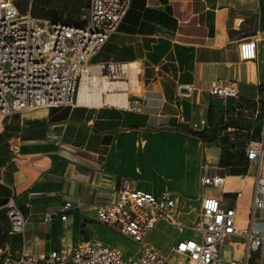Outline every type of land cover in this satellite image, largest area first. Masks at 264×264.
Listing matches in <instances>:
<instances>
[{
  "label": "crops",
  "instance_id": "1",
  "mask_svg": "<svg viewBox=\"0 0 264 264\" xmlns=\"http://www.w3.org/2000/svg\"><path fill=\"white\" fill-rule=\"evenodd\" d=\"M113 35L114 47L125 51L121 62L142 70L138 99L127 95L125 107L77 104L3 119L0 255L22 247L21 237L8 233L4 206L10 196L25 218L27 249L48 254L96 242L124 253L116 232L95 217L124 180L142 192H168L177 203L174 222L159 221L144 241L161 255L197 236L204 198L233 209L237 229L249 227L257 164L223 166L221 148L195 134L209 127V91L219 82L233 83L242 98L263 93L264 0H132ZM249 39L256 43V58L242 61L238 46ZM110 50L103 59L100 51L92 63L111 62L116 53ZM260 166L264 178V155ZM213 176L225 178L222 187L201 184ZM65 203L71 207L64 212ZM252 230L264 237L260 211ZM250 262L264 264V250Z\"/></svg>",
  "mask_w": 264,
  "mask_h": 264
},
{
  "label": "built area",
  "instance_id": "2",
  "mask_svg": "<svg viewBox=\"0 0 264 264\" xmlns=\"http://www.w3.org/2000/svg\"><path fill=\"white\" fill-rule=\"evenodd\" d=\"M132 0H88L87 13L79 24L38 20L29 13L21 15L16 0H0V126L5 117L37 109L75 107L83 79L105 78L128 82L122 67L132 63H92L105 43L116 32ZM242 61L256 58V43L246 40L238 46ZM140 69V68H139ZM141 71V69H140ZM141 75V72H140ZM140 87L139 93H141ZM212 98L225 102L239 96L230 82H219L210 89ZM131 96L138 99L137 94ZM259 96L253 98L258 102ZM234 130L227 129V132ZM245 142L248 163H256L252 186L249 227L239 230L235 211L223 209L219 199L204 198L198 206L197 236L176 242L167 255H161L144 244L145 238L161 220L174 222L178 206L168 192L154 195L130 187L124 180L112 203L96 209V220L112 228L121 237L138 245L139 250L127 256L120 250L96 242L41 254L26 248L25 218L10 196L4 206L9 235L21 237V249L0 255V264H251L252 254L264 250V237L252 230L255 212L264 215V178L260 176L264 155L263 124ZM224 177H203V186L222 187ZM241 197V193H237ZM65 203L62 211H67ZM66 216L61 217L65 221Z\"/></svg>",
  "mask_w": 264,
  "mask_h": 264
},
{
  "label": "rangeland",
  "instance_id": "3",
  "mask_svg": "<svg viewBox=\"0 0 264 264\" xmlns=\"http://www.w3.org/2000/svg\"><path fill=\"white\" fill-rule=\"evenodd\" d=\"M43 1L47 5V11H49L48 12L49 18H53L51 12L54 11V13L61 14L63 20L81 21L82 18L87 13L88 0H82V2L78 4L80 6L79 11L77 10V3L79 2L78 0H43ZM31 3L32 0H16V6L18 12L21 15H25L29 13ZM117 31L118 28L116 32ZM116 32L114 35H116ZM111 40L112 37L109 40L108 48L103 49L98 57L103 59V57L108 56L111 51L110 48H112V50L114 51L113 53L114 54L116 53V55L115 57L113 55V59L111 62L123 64L121 60H122V56L125 54V51L121 52L118 48H115L114 47L115 45L112 44ZM116 81H123V80H116ZM140 82L142 87V70L140 75ZM131 92L132 91L130 90L129 97L131 96ZM137 95L139 96L140 93L138 92ZM263 107H264V92L261 94L258 102L256 103L253 101L245 103L239 99H234L233 101H228L226 103H223L222 101L219 100L215 101V106H214L215 111L213 112L214 113L213 126L215 131H220L222 127V124H220L221 120H224V125L227 126L231 125L230 126L232 127L231 129H234L233 131L230 130L229 132L227 131L225 132L227 133L228 138L230 140L229 146L231 145V148H229L228 146L229 153L234 154L239 152L240 144H243L250 136V133L248 132L250 129H254L255 131H257V133L260 131L261 126L263 124ZM190 233L193 234V232ZM112 235L114 236L116 243L121 247V249L124 251V253L127 256H131L132 254H134V251L136 250L138 245L133 244L130 240L126 238H122L121 236H118L117 233L115 234L113 232ZM177 260L178 259L176 258H172L169 260L168 264H176Z\"/></svg>",
  "mask_w": 264,
  "mask_h": 264
},
{
  "label": "trees",
  "instance_id": "4",
  "mask_svg": "<svg viewBox=\"0 0 264 264\" xmlns=\"http://www.w3.org/2000/svg\"><path fill=\"white\" fill-rule=\"evenodd\" d=\"M79 2L77 3V10L79 11L80 6L78 5L79 3L82 2V0H78ZM47 11V5L45 4V2L43 0H32L31 3V7H30V11L29 14L32 18L34 19H38V20H49L51 22H65L67 24H79L80 21H71V20H63L61 14L58 13H54V11L51 12L53 18H49ZM260 91L264 92V90L259 89ZM239 99L243 102H250L253 101V98L248 99V98H242L239 97L236 98ZM222 101L220 99H215L212 98V100L209 103V107H208V123H209V127L208 129L202 131V132H198L195 135L197 137H199L204 143H214L217 144L220 148H221V153H222V160H221V164L223 166H229V165H233V164H245L247 163L246 161V157H245V152H244V148H245V142L248 140H246L243 144H240V149L239 152L237 153H229V149L228 146L230 144V140L228 138L227 133H225L227 131L228 128H232L230 127L231 125L227 126L224 125V120L220 121V124H222V127L220 129V131H215L214 126H213V112L215 111L214 106H215V101ZM234 99H228L223 103H226L228 101H233ZM223 128V129H222ZM250 129V128H249ZM248 129V130H249ZM257 131H255V135ZM229 148H231V145L229 146Z\"/></svg>",
  "mask_w": 264,
  "mask_h": 264
},
{
  "label": "bare ground",
  "instance_id": "5",
  "mask_svg": "<svg viewBox=\"0 0 264 264\" xmlns=\"http://www.w3.org/2000/svg\"><path fill=\"white\" fill-rule=\"evenodd\" d=\"M122 71L127 73L128 82L109 81L105 78L83 79L78 91L77 103L86 106L125 107L129 91L131 90L133 94L139 92L137 78L140 69L131 64L124 65Z\"/></svg>",
  "mask_w": 264,
  "mask_h": 264
},
{
  "label": "water",
  "instance_id": "6",
  "mask_svg": "<svg viewBox=\"0 0 264 264\" xmlns=\"http://www.w3.org/2000/svg\"><path fill=\"white\" fill-rule=\"evenodd\" d=\"M180 92H186V89H180Z\"/></svg>",
  "mask_w": 264,
  "mask_h": 264
}]
</instances>
